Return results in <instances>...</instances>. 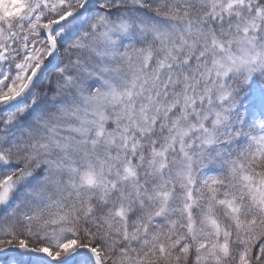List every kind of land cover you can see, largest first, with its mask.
Returning <instances> with one entry per match:
<instances>
[{"label":"snow or ice","instance_id":"1","mask_svg":"<svg viewBox=\"0 0 264 264\" xmlns=\"http://www.w3.org/2000/svg\"><path fill=\"white\" fill-rule=\"evenodd\" d=\"M0 264H264V0H0Z\"/></svg>","mask_w":264,"mask_h":264}]
</instances>
